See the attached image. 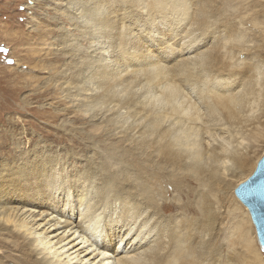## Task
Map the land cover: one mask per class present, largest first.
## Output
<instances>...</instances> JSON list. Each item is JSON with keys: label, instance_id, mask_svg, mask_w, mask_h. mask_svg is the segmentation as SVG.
<instances>
[{"label": "bare ground", "instance_id": "bare-ground-1", "mask_svg": "<svg viewBox=\"0 0 264 264\" xmlns=\"http://www.w3.org/2000/svg\"><path fill=\"white\" fill-rule=\"evenodd\" d=\"M65 3L66 11L84 32L78 37L91 40L92 51H81L77 37L67 34L59 42L66 46L63 54L73 63H60V56L50 60L53 62L46 68L50 75L41 89L57 87L58 94L68 99L82 95V90L92 91L75 113L91 114L87 123L92 129L111 127L123 138L105 146L106 160L90 161V167L76 177L67 172L70 158L59 159L39 147L32 157L0 167V231H9L13 239L21 236L12 229L31 237L24 247L17 241L10 245L21 259L12 258L17 260L14 263L0 260V264H69L73 260L59 257L58 246L65 242L62 237L48 242L50 238L39 231L32 232L27 218L18 217L22 207L48 204L60 217L67 211L79 218L71 235L81 236L68 245L74 244L72 249H76L87 240L90 245L84 247L85 257L100 259L97 264H264L246 212L245 225L235 223L234 238L229 237L227 246L230 250L223 255L219 237L223 221L212 199L226 200L218 193L244 184L257 168V161L248 158L239 140L245 138V131L238 129L240 138L234 131L240 126L249 128L257 113L264 116V3ZM63 66L66 69L60 72ZM111 111V116L94 124L100 113ZM61 114L58 111L49 117L55 121ZM92 137L91 147L106 143ZM254 137L249 135V139ZM115 165L119 176L109 171ZM222 172L234 183L226 182ZM166 180L179 193L189 190V202L182 206L168 203ZM191 180L200 188L194 194ZM60 191L61 198L57 196ZM191 194L194 202L189 199ZM234 199L235 207H230L228 215L235 220L241 203ZM174 211L183 215H167ZM236 246L246 251L237 254ZM33 247L41 260L32 257Z\"/></svg>", "mask_w": 264, "mask_h": 264}, {"label": "rangeland", "instance_id": "rangeland-1", "mask_svg": "<svg viewBox=\"0 0 264 264\" xmlns=\"http://www.w3.org/2000/svg\"><path fill=\"white\" fill-rule=\"evenodd\" d=\"M66 1L67 0H0V167L4 164L20 163L32 157L39 149H42L46 153L56 155L59 159L70 158L67 172L70 176L76 177L80 172L90 167V161L98 164L99 161L106 160L108 156L105 146L108 147L111 143L116 142V140L121 141V138H123V134L119 130H114L111 127H102V129L98 131L92 129L89 123H87L91 119V114L88 115L81 112L76 114L77 110H79V105L90 97L92 91L84 92L82 90V95L75 96L71 94L72 97L68 99L58 94L56 90L57 87L47 86L45 87L46 89H41V86L43 87L44 82L48 80L50 75L49 70L47 71L46 69L50 67L51 62H53L50 60L60 56V63H63V61L64 63L65 61L71 62L68 61L70 60V56H64L63 54V52L66 53V46L59 42V40L65 39L67 34L68 37L73 39L77 37L80 45L79 49L81 51H87L88 53L92 51L90 48L92 46V41L81 38L82 35H84L82 34L83 31H81L82 29L80 30L79 25H76L77 22H74L71 15L66 11ZM260 1L264 3V0H259V2ZM70 12L75 14V16L78 15V12L72 9H70ZM237 15H239V13H237ZM236 20L238 22H235L239 24L238 17ZM79 33L81 37H78L80 35ZM37 62H39L38 67ZM48 63L49 66L46 65ZM71 63H73V61ZM64 69H66L65 66L61 67L60 72L64 71ZM32 76L39 80H33L31 78ZM63 87H66V85L64 84ZM73 91L75 90L73 89L72 92ZM56 94L57 96H55ZM110 108L112 109V107ZM114 109L116 108L114 107ZM58 111L60 114L62 111L60 118L55 121L50 119L49 114H56ZM112 112L113 111L105 114L100 113V116L96 118V120H93L95 121L94 124H96V122L100 123L102 119L111 116ZM259 113H257V119L249 128L240 126L234 131L236 135L238 129L245 131V135H243L245 138L241 139L240 137L242 135H237V138H240L239 140L243 143L242 147H245L243 150L246 155H248V158L251 161H257V164L264 155V116L262 113ZM74 121L75 123H73ZM219 129L225 130L226 128L221 127ZM84 134H88L91 139L87 140V136L85 137ZM132 135L137 134L132 133ZM249 135H256V138L249 139ZM92 136L96 139L99 138L98 140L103 138L106 143L101 144L98 148L91 147L93 140ZM122 147H128V144H124V146L122 144ZM107 162L110 163L111 161L109 162L107 159ZM112 167L113 168L108 170L119 176L120 174L116 171L118 168H115L117 166L115 165ZM222 175L226 182L231 184L234 183V180L227 172H222ZM165 184L167 188L164 187V189L167 192L168 203L182 206L189 202L186 197L189 190L186 191L184 188L186 192L179 193L172 187V183L168 180H166ZM240 185L234 190H228L224 193L221 192V194L218 193V196L222 195V197L220 196L222 200H226L217 201L212 197L215 203V210H217V214L220 215L223 221L221 227H219L222 230L220 231L219 237L221 244L223 243V255H227L230 250L227 246H229V237L231 236V239L234 238L231 232L234 230L233 227L235 223L238 221L240 224L243 223V225H245V212L248 218L252 219L249 209L236 196V192ZM189 186L191 188L190 190H193V194L195 193L194 190H200V188H198L199 184L192 180L189 182ZM172 189L174 190L172 191ZM217 189L219 190V188ZM193 194H191L189 198L191 202L195 201ZM58 195L61 198V191L57 193V196ZM233 197L239 204L241 203V209L236 210L237 218H235V220L232 215L231 217L228 215L230 207L233 205ZM18 206L21 207L23 205L18 204ZM234 207L233 205L231 209L233 210ZM64 214L66 215L65 217H60L55 211L54 206L49 207L48 204L47 206L22 207L21 212L18 213V217L20 219L27 218L26 221L31 224L29 227L31 229L33 228L32 232L39 231L45 239L50 238L48 242H56L59 241V238H63L65 242L63 241L61 245L58 246L61 260L73 259L72 261L70 260L72 262H70L71 264H79L81 260H83L81 264H97L100 259L92 261L87 259L89 257H85L86 253L84 252V247H88L90 243H86L87 240L84 236L80 237V239L85 238V245H81L76 249H72L74 244L68 245V242H72L79 237V235L81 236L80 233L74 234V236L76 235L75 237L71 235L76 231L75 227L79 222V218L77 216H72V213L68 214L67 211H65ZM33 215L34 218H31ZM167 215L180 216L183 215V213L174 211L167 213ZM186 216L190 218L193 217L192 214H187ZM18 217L16 219H19ZM56 222L59 223L56 224ZM250 222L254 228L255 240L264 261V249L259 243L253 221L251 220ZM7 229L10 230L12 228L9 225ZM10 231L17 236H21V238L13 239L9 231H0V244L8 245V248L0 247V260L14 263L18 259H21L22 255L16 249H11L10 245H13V241H17L19 245L24 247V245L28 244L31 237L26 235L23 236L14 229ZM80 239H78V242H80ZM236 248L239 251H235L237 254H239L240 251H246L245 248H238V246H236ZM34 249L33 247L32 250ZM35 251L36 249L32 257L34 256V260H41L42 255L39 256L37 251ZM68 256L70 258H68ZM14 257L17 258V260L12 259ZM90 259H92V257H90Z\"/></svg>", "mask_w": 264, "mask_h": 264}, {"label": "water", "instance_id": "water-1", "mask_svg": "<svg viewBox=\"0 0 264 264\" xmlns=\"http://www.w3.org/2000/svg\"><path fill=\"white\" fill-rule=\"evenodd\" d=\"M236 196L249 209L259 243L264 249V155L255 173L240 185Z\"/></svg>", "mask_w": 264, "mask_h": 264}]
</instances>
